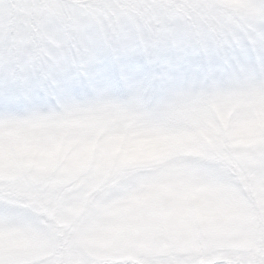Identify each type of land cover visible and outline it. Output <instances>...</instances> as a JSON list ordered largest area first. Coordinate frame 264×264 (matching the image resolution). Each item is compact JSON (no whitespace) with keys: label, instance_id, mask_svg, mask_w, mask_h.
<instances>
[{"label":"snow or ice","instance_id":"obj_1","mask_svg":"<svg viewBox=\"0 0 264 264\" xmlns=\"http://www.w3.org/2000/svg\"><path fill=\"white\" fill-rule=\"evenodd\" d=\"M209 110L225 122L249 114L257 141L237 177L264 208V0H0V264H87L83 240L55 231L40 250L15 242L38 199L17 184L32 137L91 116L147 140L195 142ZM81 210L67 206L57 222ZM182 258L264 264V227Z\"/></svg>","mask_w":264,"mask_h":264},{"label":"clouds","instance_id":"obj_2","mask_svg":"<svg viewBox=\"0 0 264 264\" xmlns=\"http://www.w3.org/2000/svg\"><path fill=\"white\" fill-rule=\"evenodd\" d=\"M249 117L241 110L225 122L206 111L197 117L206 136L195 142L147 140L91 116L49 125L30 139L27 157L18 162L17 184L38 199L21 216L15 242L40 250L55 231L64 239L83 240L87 264L97 259L105 264H187L180 254L145 256L130 227L142 219L174 222L180 229L177 238L163 228L155 238L170 246L188 240L208 252L257 222L264 227V208L255 206L224 163L243 139ZM197 149L207 158L195 156ZM138 161L150 163L131 166ZM73 204L82 205L80 213L58 223L56 217ZM53 207L52 215L33 210Z\"/></svg>","mask_w":264,"mask_h":264},{"label":"rangeland","instance_id":"obj_3","mask_svg":"<svg viewBox=\"0 0 264 264\" xmlns=\"http://www.w3.org/2000/svg\"><path fill=\"white\" fill-rule=\"evenodd\" d=\"M257 141V129L251 123L249 117L245 124V134L243 139L234 146V151L224 163H226L235 174H237L245 163L249 151ZM163 230L173 239L180 235L179 226L174 222H161L153 219H142L133 223L129 232L139 250L147 257L153 259H168L173 254H186L193 243L182 240L174 246H170L155 238V233ZM135 260V257H130Z\"/></svg>","mask_w":264,"mask_h":264}]
</instances>
